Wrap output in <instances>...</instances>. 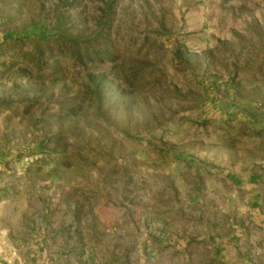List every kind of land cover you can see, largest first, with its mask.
<instances>
[{
	"label": "rangeland",
	"instance_id": "rangeland-1",
	"mask_svg": "<svg viewBox=\"0 0 264 264\" xmlns=\"http://www.w3.org/2000/svg\"><path fill=\"white\" fill-rule=\"evenodd\" d=\"M0 264H264V0H0Z\"/></svg>",
	"mask_w": 264,
	"mask_h": 264
}]
</instances>
